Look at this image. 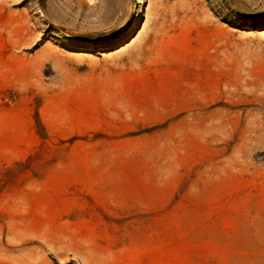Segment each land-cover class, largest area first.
<instances>
[{"label": "rangeland", "instance_id": "374dc122", "mask_svg": "<svg viewBox=\"0 0 264 264\" xmlns=\"http://www.w3.org/2000/svg\"><path fill=\"white\" fill-rule=\"evenodd\" d=\"M136 3L0 0V264H264V0Z\"/></svg>", "mask_w": 264, "mask_h": 264}, {"label": "bare ground", "instance_id": "6f19581e", "mask_svg": "<svg viewBox=\"0 0 264 264\" xmlns=\"http://www.w3.org/2000/svg\"><path fill=\"white\" fill-rule=\"evenodd\" d=\"M147 0H137L135 12L133 15V20L131 22L130 30L133 31L135 28L141 26L145 19H144V7ZM248 27V26H247Z\"/></svg>", "mask_w": 264, "mask_h": 264}]
</instances>
